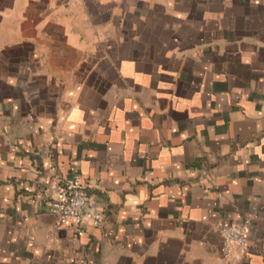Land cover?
Returning a JSON list of instances; mask_svg holds the SVG:
<instances>
[{"label": "crops", "instance_id": "crops-1", "mask_svg": "<svg viewBox=\"0 0 264 264\" xmlns=\"http://www.w3.org/2000/svg\"><path fill=\"white\" fill-rule=\"evenodd\" d=\"M0 264H264V0H0Z\"/></svg>", "mask_w": 264, "mask_h": 264}, {"label": "built area", "instance_id": "built-area-1", "mask_svg": "<svg viewBox=\"0 0 264 264\" xmlns=\"http://www.w3.org/2000/svg\"><path fill=\"white\" fill-rule=\"evenodd\" d=\"M45 210L60 221H70L79 228L84 223L99 225L102 212L91 206L90 198L84 186L76 176H68L60 182L55 194L44 203ZM222 249L224 254H232L245 246L246 226L244 224H228L220 227Z\"/></svg>", "mask_w": 264, "mask_h": 264}]
</instances>
